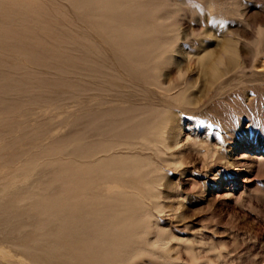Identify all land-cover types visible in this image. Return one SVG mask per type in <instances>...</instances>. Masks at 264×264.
<instances>
[{"label":"rangeland","instance_id":"obj_1","mask_svg":"<svg viewBox=\"0 0 264 264\" xmlns=\"http://www.w3.org/2000/svg\"><path fill=\"white\" fill-rule=\"evenodd\" d=\"M20 184L0 264H261L264 0H0V200Z\"/></svg>","mask_w":264,"mask_h":264},{"label":"bare ground","instance_id":"obj_2","mask_svg":"<svg viewBox=\"0 0 264 264\" xmlns=\"http://www.w3.org/2000/svg\"><path fill=\"white\" fill-rule=\"evenodd\" d=\"M97 10V9H96ZM99 12V11H98ZM137 26V25H136ZM142 30V29H141ZM116 34V33H115ZM129 35V34H128ZM112 36V35H111ZM117 36V35H116ZM230 37V36H229ZM118 38H119V36H118ZM122 40V39H121ZM120 40V41H121ZM132 49V48H131ZM208 57V56H207ZM233 62V61H232ZM238 63H237V61H235L234 60V62H233V65H237ZM232 67V66H231ZM92 72V71H91ZM90 72V73H91ZM114 72V71H113ZM116 72H118V71H116ZM121 72V71H120ZM133 72H135V71H133ZM220 73V72H219ZM108 74H109V72H108ZM111 74H112V72H111ZM125 75V74H124ZM130 75H131V73H130ZM130 75H129V77H130ZM133 75H135V74H133ZM132 75V76H133ZM137 75V74H136ZM135 75V76H136ZM92 76V75H91ZM94 76H96L95 74H94ZM105 76V75H104ZM109 76V75H108ZM113 76V75H112ZM128 75H126V77H127ZM98 77V76H97ZM106 77V76H105ZM125 77V78H126ZM140 77V76H139ZM92 78V77H91ZM99 78V77H98ZM116 78V77H115ZM141 79H142V77H140ZM146 78V77H145ZM126 79H128V78H126ZM130 79L133 81L134 80V78H131L130 77ZM139 79V78H138ZM90 80V79H89ZM109 80V79H108ZM111 80V79H110ZM129 80V79H128ZM140 80V79H139ZM94 81V80H93ZM105 81V80H104ZM130 81V80H129ZM132 81H130V82H132ZM137 80H135L134 82H136ZM94 83V82H93ZM117 83H119V82H117ZM99 84V83H98ZM90 85V84H89ZM102 85H103V82H102ZM185 85V84H184ZM98 86V85H97ZM107 86V85H106ZM113 86V85H112ZM116 86V85H115ZM99 87V86H98ZM102 87V86H101ZM100 87V88H101ZM108 87V86H107ZM106 88V87H105ZM120 88V87H119ZM184 88H186V87H184ZM102 89V88H101ZM109 90H110V88H108ZM116 89V88H115ZM114 90V89H113ZM159 90V89H158ZM187 90H188V88H186V89H181V90H179L178 91V93H177V95L178 96H181L180 98H181V102H182V104H185V106H186V104H190V105H195V103L196 102H194L193 101V99L187 94ZM133 91V90H132ZM170 90H168V92H169ZM98 92V91H97ZM103 92H105V91H103ZM110 92V91H109ZM116 92V91H115ZM120 92V91H119ZM130 92V91H129ZM104 94V93H103ZM102 94V95H103ZM135 94V93H134ZM107 95H109V94H107ZM107 95H104V96H107ZM113 95H115V94H113ZM126 95V94H125ZM129 95V94H128ZM127 95V96H128ZM133 95V94H132ZM101 96V95H100ZM108 97H110V96H108ZM119 97V96H118ZM121 97V96H120ZM123 97V96H122ZM121 97V98H122ZM114 98V97H113ZM127 98V97H126ZM136 98H138V97H136ZM102 99V98H101ZM101 99H99V100H101ZM106 99H108L107 97H106ZM115 99H116V96H115ZM114 99V100H115ZM124 99H125V97H124ZM127 99H129V98H127ZM140 99V98H139ZM103 100H104V98H103ZM95 101V100H94ZM123 101V100H122ZM121 101V102H122ZM127 101V100H126ZM133 101H134V99H133ZM90 102V101H89ZM96 102V101H95ZM99 102V101H98ZM107 102V101H106ZM114 102V101H113ZM120 102V101H119ZM127 102H129V101H127ZM91 103V102H90ZM124 103H126V102H124ZM130 103V102H129ZM94 104V103H93ZM116 104H118V102H116ZM122 104V103H121ZM145 104V103H144ZM140 105V104H139ZM118 106V105H117ZM122 106V105H121ZM184 106V107H185ZM106 108V107H105ZM115 109H116V107H115ZM184 109V108H183ZM90 110V109H89ZM93 110V109H92ZM94 110H97V108L96 109H94ZM128 110V109H127ZM131 110V109H130ZM103 111V110H102ZM106 113V112H105ZM126 113H128V112H126ZM95 114H97V113H95ZM101 114H102V112H101ZM104 114V113H103ZM102 114V116H104ZM124 114V113H123ZM90 115H93V114H90ZM97 116H98V114H97ZM101 116V115H100ZM106 116V115H105ZM96 117V116H95ZM99 117V116H98ZM96 119V118H95ZM92 120V119H91ZM99 120V119H98ZM107 120V119H106ZM109 120H112V119H109ZM93 121H94V119H93ZM89 122V121H88ZM122 124V123H121ZM136 125V124H135ZM104 126V128H105V125H103ZM112 126V125H111ZM95 128V127H94ZM164 128L165 127H162V128H160V133L159 134H157V135H154V140L152 141V143H158V144H160L161 146H158V148H161V147H163L164 149H169L170 147H171V145L169 144V142H168V139H167V137H166V131H164ZM121 129V128H120ZM112 130V129H111ZM104 131V130H103ZM108 131V130H107ZM113 131V130H112ZM142 131V130H141ZM90 132V131H89ZM146 132V131H145ZM144 132V133H145ZM97 133V132H96ZM92 134V133H91ZM108 134H109V132H108ZM113 135V134H112ZM96 137V136H95ZM112 137V136H111ZM92 138V137H91ZM110 138V137H109ZM108 139V138H107ZM106 139V140H107ZM104 145V144H103ZM97 146V145H96ZM99 147V146H98ZM97 148V147H96ZM172 148V147H171ZM104 149L106 150L105 151V155L102 157V159H101V161H103V162H106V164H108V169H110V168H113V167H111L112 165L113 166H115L116 168H118L117 170H119L120 171V175H122L121 173L122 172H124V174H127V173H129V174H132V175H134V177H133V179H131L130 181H129V184H131L133 187H135V188H137L138 187V183H139V177H137V172L139 171V169H138V165H137V159L136 158H134V159H132V161H131V163L130 164H128L129 162L128 161H126V155L127 154H123V153H120V152H118V153H111L110 152V155H109V151H111L109 148H105L104 147ZM103 149V150H104ZM90 153H97L95 150H93V151H91ZM95 156V155H94ZM174 163H175V161H174ZM130 165V166H129ZM132 165V166H131ZM46 170V169H45ZM116 170V169H115ZM94 173H98V172H95V171H93ZM36 179V178H35ZM127 179V178H126ZM34 180V179H33ZM38 180H40V179H38ZM58 180H60V179H58ZM29 181V180H28ZM32 181V180H31ZM44 181H45V179H44ZM27 182V181H26ZM34 182V181H33ZM37 183L35 184V186L38 184V182L39 181H36ZM46 182V181H45ZM52 182V181H51ZM59 182V181H58ZM29 183H31V184H33L32 182H29ZM35 183V182H34ZM26 185V184H25ZM27 185H29V187H30V184H27ZM51 185V184H50ZM33 186V185H32ZM25 187V188H24ZM26 187L27 186H24L23 184L21 185L20 184V186H15V188L13 187V190L14 189H16V191H10L7 195H5L6 197H5V199H4V197H3V199L4 200H2V201H4V202H2L1 200H0V240H9V239H12L14 242H16L17 240H20V243L22 242L21 240H26L27 241V238H28V235L26 234V233H28V229H26L25 231H24V233L22 234H20L21 236H18L17 234L16 235H14L16 232H14L15 231V229L16 228H18V226H17V223L19 222V221H23V223L25 222V219L27 218L26 216H25V210H23V208L21 209L20 207H18V205H17V203H16V201H15V199H16V196L17 195H19V192H20V190L22 189V191H23V188L25 189V191L24 192H26ZM56 187V186H55ZM29 189H31V188H29ZM56 189V188H55ZM21 191V192H22ZM27 191H29V190H27ZM21 192H20V194H21ZM24 192H22V193H24ZM36 192H39V191H36ZM18 193V194H17ZM4 196V195H3ZM1 198V197H0ZM122 198V197H121ZM23 206H25V205H23ZM119 208L117 209V211L116 212H119V213H123L125 216V218L127 219H130V217H132V216H134L136 213H137V211L139 210V204H138V201H136L135 199H130V198H126V199H124V201H121V202H119ZM27 213V212H26ZM30 215H31V220H32V218L33 217H36V215L37 214H35V213H29ZM35 215V216H34ZM33 216V217H32ZM23 217H26V218H23ZM24 219V220H23ZM28 220V222H31V223H33V221H34V223L35 222H37L38 220L37 219H34V220ZM119 222V221H118ZM96 223V222H95ZM121 224V222H119V223H116V226H118V225H120ZM133 224V223H132ZM131 224V225H132ZM20 225H22V224H20ZM17 226V227H16ZM50 227V226H49ZM51 228V227H50ZM48 229V228H47ZM47 229H45V230H47ZM50 230V229H49ZM49 230H47V231H49ZM51 230H52V228H51ZM27 231V232H26ZM46 231V232H47ZM29 232H30V230H29ZM45 232V231H44ZM52 232V231H51ZM26 234V235H25ZM29 234V233H28ZM30 235V234H29ZM81 235V234H80ZM39 237V236H38ZM95 237V236H94ZM162 237V236H161ZM16 239V240H14V239ZM32 238V237H31ZM31 238H29V239H31ZM28 239V240H29ZM159 239H161V238H159ZM168 240H166L165 238H162L161 240H160V246L163 248V249H165V251H167V250H169L170 249V245L168 244V242H167ZM29 243H30V241H29ZM255 248V247H254ZM109 252V251H108ZM189 252H190V254L192 255V257H193V260H196V254H195V251H194V249L191 247V248H189ZM124 253H125V251L124 250H122V245H121V247H119V248H116L115 250H113V251H111L110 253H107L106 255H104L101 259H98V260H95V258H93V260L90 258V257H85L86 259L84 260L85 262L84 263H86V264H120V263H124ZM133 256V255H132ZM220 256V258L221 259H223V256H222V254H220L219 255ZM248 261L245 263V264H257V260H255V259H247ZM151 261V260H150ZM156 263V262H155ZM234 263V262H233ZM241 263V262H240ZM224 264H228L226 261L224 262ZM232 264V263H231ZM242 264V263H241ZM261 264H264V261H262V263Z\"/></svg>","mask_w":264,"mask_h":264}]
</instances>
